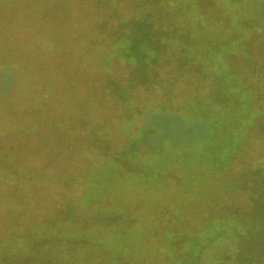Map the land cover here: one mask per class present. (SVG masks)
Segmentation results:
<instances>
[{"label":"flooded vegetation","instance_id":"1","mask_svg":"<svg viewBox=\"0 0 264 264\" xmlns=\"http://www.w3.org/2000/svg\"><path fill=\"white\" fill-rule=\"evenodd\" d=\"M141 1L136 5L143 13L141 20H129L127 32L114 38L102 59L121 58L133 66L127 82L106 80L119 105L113 111L101 110L94 128L102 143L117 142L116 153L104 148L96 159L89 155L84 172L74 176L84 181L76 203L91 189L95 175L110 165L107 181L114 188L104 189L82 206L66 207L60 214L44 215L40 206L22 207L28 180L18 174L20 165L11 161L23 155L16 150L24 152L28 139L34 140V152L45 144L39 141L41 127H50L54 137L56 130L66 128L69 123L58 115L65 99H70L65 103L73 115L87 100L75 94L65 75L43 74V66L31 61L26 65V42L11 45L10 26L0 23V165L5 168L0 170V264H264L262 0ZM144 1L147 9L140 7ZM21 7L26 12V4ZM155 10L162 17L160 32L149 20ZM9 11L0 1V15L6 16V23ZM48 13L47 8L39 13L38 24L49 21ZM171 15L190 25V44L178 43L180 33L171 27ZM22 17L20 11L19 20ZM89 19V15L82 16V28H90ZM53 43H47L46 49L53 48ZM84 43L90 44L88 39ZM168 45L179 47L184 56L176 75L168 76L163 69L169 59L162 58L161 50ZM214 55L221 60H214L211 68ZM36 68L40 74L32 77ZM30 77L39 87L27 89ZM57 80L62 90L55 101L50 88H60ZM142 83L152 93L161 89L157 101L154 93L148 104H134L138 99L134 102L132 93L137 90L133 88ZM15 108L18 118L12 121ZM209 109L217 115L210 122L213 138L220 139L215 131H234L238 142L225 154L221 146L211 147L209 171L196 156L186 155V173L182 152H178L186 127L182 116ZM61 132L60 140L51 139L55 141L44 157L46 164L55 167L64 156L60 146L65 133ZM165 142L174 150L166 152ZM66 156L71 163L74 156ZM43 169L28 171L34 178L43 173L59 177L56 171ZM122 187L125 193L114 195ZM98 227L113 239L121 237V250L108 245Z\"/></svg>","mask_w":264,"mask_h":264},{"label":"rangeland","instance_id":"2","mask_svg":"<svg viewBox=\"0 0 264 264\" xmlns=\"http://www.w3.org/2000/svg\"><path fill=\"white\" fill-rule=\"evenodd\" d=\"M4 2L7 10L9 9L10 22L6 23L4 19L6 16L0 15V23H4L6 27L10 26L9 36L11 45L14 42L19 43L20 41L26 42V65H29L30 61L32 65L37 67L43 66V74H61L65 75L73 84V89L77 90V96L83 94L84 99L87 103L79 106L77 111L72 114L69 111V105L65 102L70 101V99H65L64 104L58 108V115L62 122L69 124L66 128L63 127L62 130H56L55 137L58 140L61 139V131L65 133L63 138L64 152L59 160L57 167L51 163H45L44 157L46 153H50L52 148L51 139L55 138L53 135V130L50 127H41V136L39 141L45 143L42 147L37 146V150L34 152V140L28 139V144L25 146V151L16 150L17 153L23 155L15 157L12 159L11 164L17 163L20 165V176H26L28 180L26 193L22 199V207H42V212L44 215H52L62 213V209L72 206H82L88 201H92L100 196L104 189L112 190L111 183H108L109 171L113 168L110 166L103 168L100 172L93 178V186L86 195L79 199L76 203L78 196L83 192L84 181L74 177L75 175L82 174L86 169V165L89 155L93 154V159H96L99 151H103L104 148L108 149L109 154L116 153V141L110 142L111 144H104L98 138L96 130L94 131L96 122H99V117L101 115V110L113 111V107H117L119 103L114 97V93L111 88L105 86L106 80L112 82L125 81L127 82V74H130V69L128 63L122 61L121 58H116L103 62V56L106 55L112 46L114 38L118 36L120 32L124 33L128 30V22L131 19H140L143 16L139 8L136 9L137 4H141V0H0ZM23 3L26 4V12H24L21 7ZM158 4L157 2H155ZM261 3V2H260ZM264 5V0H262ZM148 3L144 1V5L140 7H148ZM49 10V21L38 24V15L42 11ZM161 9V8H160ZM22 11V18L19 20V14ZM38 11V12H37ZM88 16L90 28L87 30V26L82 28L81 19L82 16ZM194 16L196 14L194 13ZM161 13L159 10H155L152 17L149 20L152 22L151 25L156 31L161 30L160 19ZM193 18V15L190 16ZM3 21V22H2ZM26 21V22H25ZM171 22V27H174L175 32H179L178 43L184 42L190 44L192 41L191 32L192 29L187 22L182 20L179 22L177 16L171 15L169 17ZM57 25L59 28H57ZM4 27V26H3ZM73 29L74 33H70ZM52 30V31H51ZM2 29L0 30L1 33ZM49 35V36H48ZM2 35L0 34V38ZM177 38V37H176ZM89 40L90 44H85L86 40ZM54 41L51 49H46L45 45H49V42ZM57 43V44H56ZM51 45V44H50ZM60 48H55V46ZM15 46V45H14ZM90 46V48H89ZM62 47H65L62 49ZM89 48V49H88ZM41 52H44L41 54ZM164 54L163 59H169L168 64L164 65L163 69L168 73L167 75H176L179 72L178 62L182 60V50L177 46H165L161 50ZM37 54H39L37 56ZM40 57V58H38ZM184 57V56H183ZM220 55H214L210 57L211 68L214 64V60L219 63L221 60ZM44 61V62H43ZM102 63V64H101ZM27 67V66H26ZM63 72V73H62ZM40 74L39 69H34L31 72L32 77ZM30 77L27 81V89L32 90L39 87V82L34 81ZM129 78V77H128ZM39 79V78H38ZM62 82L57 80V85L60 88L52 89L50 95L56 99L55 95H60V90H62ZM39 84V85H38ZM55 85V84H54ZM60 85V86H59ZM34 87V88H33ZM59 89V90H58ZM137 90V93H132L135 100L138 101V105H146L148 102L153 100V95L155 93V100L160 97V88L154 91V93L149 92L150 89L148 84H136L133 88ZM132 91V90H131ZM158 91V92H157ZM131 92H128L130 96ZM61 96V95H60ZM58 98V97H57ZM56 101V100H55ZM86 102V101H85ZM68 108H67V106ZM80 108V109H79ZM109 108V109H108ZM209 109L205 113L197 112L196 114H187L182 116V124H185V128L182 129V148L178 149V152H182V157L184 162L182 165L183 171L188 173L189 166L187 165L185 159L186 155L196 156L201 160L202 164L206 168L211 169L212 164L209 162L208 150L215 146L222 147V154L229 151L235 143H237L238 135L234 131L231 133H222L221 130L215 131V134H219L220 139L213 138V133L210 127V122L216 120V111H211ZM14 117L12 121L17 120L18 110L14 109ZM32 113V112H31ZM194 113V112H191ZM9 116V110L7 113ZM31 117V114H29ZM33 115V114H32ZM29 116L25 121H28ZM45 117H47L45 115ZM43 117V118H45ZM222 117V116H220ZM8 118V117H7ZM74 118V121L73 119ZM159 118V117H157ZM109 120L115 121L114 118L109 117ZM160 120V119H159ZM72 121V122H70ZM87 124H82L86 123ZM209 123V124H207ZM73 124V125H72ZM67 132L69 135L67 136ZM13 133V132H12ZM11 133V134H12ZM222 133V134H221ZM72 137L70 144L66 141ZM223 137V138H221ZM217 138V137H216ZM185 141V142H184ZM51 144V146H49ZM48 145V147H46ZM165 151H173V147L168 142H165ZM14 154V151L12 152ZM60 153V151H59ZM73 155L74 158L71 159V163L67 158ZM40 159H39V157ZM41 157L43 160H41ZM221 158V157H220ZM74 159V162L72 160ZM39 160V161H37ZM14 161V162H13ZM73 163V164H72ZM99 164V163H98ZM97 164V165H98ZM14 165V164H13ZM12 165V166H13ZM42 168L48 172L56 171L58 173V178L50 177L43 173L41 178L31 177L32 173L30 171H38ZM5 168L0 165V170L3 171ZM37 169V170H36ZM21 170H25L24 173ZM30 170V171H28ZM19 171V170H18ZM3 173V172H2ZM53 174V173H52ZM69 176V177H68ZM76 178V179H75ZM135 184V183H134ZM33 185V186H31ZM97 185V186H96ZM136 185V184H135ZM33 188V189H32ZM119 191L114 192V195L122 196L125 193L123 187ZM113 192V191H112ZM40 204V205H39ZM47 207V208H46ZM99 229V233H102L103 239L111 245L116 250H121L119 245L122 242V238L117 236L113 239L109 237L105 230ZM93 231V230H89ZM102 231V232H101ZM94 234L99 235L98 231H93ZM139 230H135V235ZM112 237L114 235L111 234Z\"/></svg>","mask_w":264,"mask_h":264}]
</instances>
